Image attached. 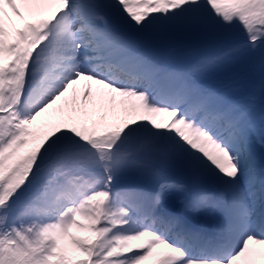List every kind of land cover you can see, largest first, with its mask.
Listing matches in <instances>:
<instances>
[{
  "label": "snow or ice",
  "instance_id": "6c2138e0",
  "mask_svg": "<svg viewBox=\"0 0 264 264\" xmlns=\"http://www.w3.org/2000/svg\"><path fill=\"white\" fill-rule=\"evenodd\" d=\"M244 59L264 0H0V264H264Z\"/></svg>",
  "mask_w": 264,
  "mask_h": 264
},
{
  "label": "rangeland",
  "instance_id": "374dc122",
  "mask_svg": "<svg viewBox=\"0 0 264 264\" xmlns=\"http://www.w3.org/2000/svg\"><path fill=\"white\" fill-rule=\"evenodd\" d=\"M183 44H184V42H183ZM172 46L176 47L178 45L176 44V42H172ZM184 49L186 52L191 51L190 42L186 43V47ZM186 58L187 57H181V59H186ZM257 62H259L258 59H244V60H241L237 63L225 66L224 68L218 69V70L212 72L208 77L204 78V82L209 83V84L216 82L217 79H219L221 77V72L227 70V68L232 69L235 66V69L237 71L245 72L246 77H249L248 80H251L252 86H255L256 88H257V86L261 87L262 85H264V81H263L264 69H262L261 66H259V63H257ZM249 84H250V81H249ZM263 89L264 88H261L258 90L260 91ZM263 98H264V96H263ZM258 111H259L258 113H260V115H261L262 111L260 108L258 109Z\"/></svg>",
  "mask_w": 264,
  "mask_h": 264
}]
</instances>
